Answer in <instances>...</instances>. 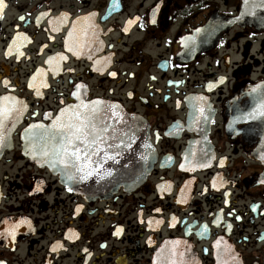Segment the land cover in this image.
<instances>
[{
  "label": "flooded vegetation",
  "instance_id": "obj_1",
  "mask_svg": "<svg viewBox=\"0 0 264 264\" xmlns=\"http://www.w3.org/2000/svg\"><path fill=\"white\" fill-rule=\"evenodd\" d=\"M243 0H0V264H264V25ZM148 125L157 160L94 198L27 154L64 112L63 157L95 175L108 132ZM33 128V129H32Z\"/></svg>",
  "mask_w": 264,
  "mask_h": 264
},
{
  "label": "water",
  "instance_id": "obj_2",
  "mask_svg": "<svg viewBox=\"0 0 264 264\" xmlns=\"http://www.w3.org/2000/svg\"><path fill=\"white\" fill-rule=\"evenodd\" d=\"M243 1L246 22L264 25V0ZM80 106L88 107L87 111L98 119L100 131L108 132V151L93 161L94 176L86 168L76 167L70 158L63 157V132L76 129L75 126L68 125L66 128L64 125L66 112L59 114L48 127L34 130V133L33 130L25 132L27 154L49 166L65 185L84 196L104 199L114 195L121 187L135 189L140 186L157 160L147 123L116 105L102 102H79L69 113L80 114Z\"/></svg>",
  "mask_w": 264,
  "mask_h": 264
}]
</instances>
